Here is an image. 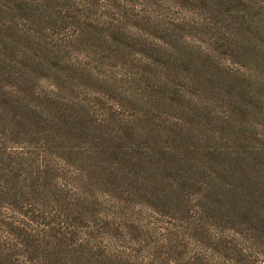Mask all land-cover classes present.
Listing matches in <instances>:
<instances>
[{"label": "clouds", "instance_id": "1", "mask_svg": "<svg viewBox=\"0 0 264 264\" xmlns=\"http://www.w3.org/2000/svg\"><path fill=\"white\" fill-rule=\"evenodd\" d=\"M0 264H264V0H0Z\"/></svg>", "mask_w": 264, "mask_h": 264}, {"label": "trees", "instance_id": "2", "mask_svg": "<svg viewBox=\"0 0 264 264\" xmlns=\"http://www.w3.org/2000/svg\"><path fill=\"white\" fill-rule=\"evenodd\" d=\"M19 10H20L21 15H23L24 14V11H23V6L22 5L19 6Z\"/></svg>", "mask_w": 264, "mask_h": 264}]
</instances>
